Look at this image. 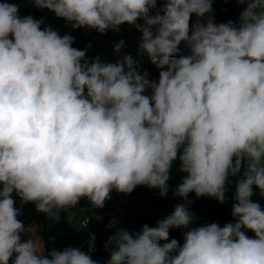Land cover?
<instances>
[{
    "label": "clouds",
    "instance_id": "1",
    "mask_svg": "<svg viewBox=\"0 0 264 264\" xmlns=\"http://www.w3.org/2000/svg\"><path fill=\"white\" fill-rule=\"evenodd\" d=\"M28 2L73 29L134 25L139 49L160 71L149 81L131 55L89 61L71 35L42 30L17 4L0 2V264H98L94 236L87 253L45 255L34 228L17 219L13 193L49 218L82 198L103 208L113 189L142 185L164 197L177 160L186 175L174 195L185 201L194 192L223 203L229 177H238L236 222L189 227L193 214L177 204L155 227L117 230L106 264H264V209L251 199L253 187L264 197V0H236L246 5L238 24L199 22L212 0H161L163 15H149L157 0ZM182 42L190 54L180 53ZM174 228L187 229L182 246L169 241ZM25 232L32 238L22 241Z\"/></svg>",
    "mask_w": 264,
    "mask_h": 264
},
{
    "label": "trees",
    "instance_id": "2",
    "mask_svg": "<svg viewBox=\"0 0 264 264\" xmlns=\"http://www.w3.org/2000/svg\"><path fill=\"white\" fill-rule=\"evenodd\" d=\"M30 2H23L19 4V15L23 17L27 11ZM246 7V5H240L236 3V0H212V9L213 11L209 13L217 24L226 23L229 20L239 23V14ZM33 18L41 21V29L45 27H51L55 31L59 28L69 24L62 18L56 17L55 13L48 9H41L37 11ZM95 33L94 29L89 28H77L73 29L71 27L69 35L74 37L73 47L83 50L84 46L88 40ZM148 67L150 69L151 75L154 77V80H158L159 71L155 69V66L149 61ZM179 166V161L173 163L172 168L170 169V179L167 182L169 191L166 196L161 197L159 189L149 188L147 186L138 185L130 193L139 198L143 199H153L162 205L169 207L172 212L174 206L177 204H185L189 212L193 214V220L189 227H199L201 225H207L211 223H217L223 227L227 223H235V218L231 215L233 204L236 203L234 200L235 193V183L238 177H229L230 183L227 185L226 199L225 202L220 203L214 197H196L195 193H189L188 200L185 201L183 198L175 196L174 192L176 190L175 178L176 172ZM243 171V169H242ZM242 175V172H241ZM254 195L251 197L253 202H257V196L260 193L258 188L253 187ZM190 201V203H189ZM35 212L38 214L39 218L43 222V216L36 211V207L33 205ZM137 224L132 229L131 233L139 232L143 225L147 224L149 227H155L158 220L150 219H136ZM54 227V226H53ZM45 229V225H44ZM187 231L185 228H174L170 229L169 241L171 239H176L179 244L182 246L184 243V233ZM246 235L250 233V230H245ZM115 233V228L111 224L102 223L100 225H93L88 229H80L78 232L73 234H66L64 237H55V249L57 251H62L65 248L73 247L79 248L82 251L89 252L88 244L91 236L95 237L93 242V251L90 254H96L100 252V245L104 242H107L109 237ZM167 241H161L160 243H166Z\"/></svg>",
    "mask_w": 264,
    "mask_h": 264
},
{
    "label": "crops",
    "instance_id": "3",
    "mask_svg": "<svg viewBox=\"0 0 264 264\" xmlns=\"http://www.w3.org/2000/svg\"><path fill=\"white\" fill-rule=\"evenodd\" d=\"M0 2H4V0H0ZM9 3L13 4H21L23 2H28V0H7ZM163 8V3L161 0H157V6L155 9H151L149 15H155L157 12L159 14L161 13V9ZM209 19H212L216 24L217 22L215 19L209 15L206 14L204 17L199 18V22L206 23ZM198 22V18L195 14H193L190 18V28L192 25ZM138 24L143 25L144 21L142 19H139L137 21ZM71 30V24H67L57 30V32L63 36L65 34H69ZM152 31L155 33V27L152 29ZM142 33L134 26L129 25L127 23L122 24L119 27L118 31L114 30H107L105 33L101 34L98 31L95 30V33L93 36L88 40L86 45L84 46L83 50L86 52V59L91 61L95 59L97 56L101 58V60L105 63L111 62L116 63L118 60L122 59L125 55H131L135 61H137L138 70L141 72V74L145 73V69L147 67L148 63V57L141 52L139 49V44L141 42ZM121 40L124 41V46L121 48L119 52H116L114 50V45L119 43ZM180 53L183 55L190 54V50L184 44L183 42L179 46ZM155 66V65H154ZM156 67V66H155ZM157 70H160L156 67ZM149 81H153L149 79ZM158 81V80H157ZM145 94L151 95V90H147ZM257 202L261 205V208L264 209V197H261L260 193L257 196ZM106 203L104 204L105 207ZM103 208H94L89 201L86 198H82L78 204L73 208H68L66 210H61L59 212L58 217L51 218L52 223L56 222V227H62L64 228L65 225H62L64 221L61 223L62 216H68V219L70 220L73 216H77L79 220L86 214L92 211H99L103 210ZM28 208V206H27ZM28 210L31 213H36L34 208ZM25 209L23 208L21 210V215L25 214ZM55 219V220H54ZM26 228L32 227L35 230V235L38 237L41 241L44 242V248L45 252L44 254L47 255L48 253V246H47V239H46V233L44 229L43 222L39 218L38 214H35L31 219H29L26 222H23ZM64 226V227H63ZM80 226V224H79ZM66 229V227L64 228ZM81 229V228H80ZM66 232V231H65ZM78 232V231H77ZM76 233V232H75ZM67 234V232H66ZM29 238H32V234L29 232H25L21 234V240H27ZM14 259V257H13ZM11 264V260L9 262Z\"/></svg>",
    "mask_w": 264,
    "mask_h": 264
},
{
    "label": "rangeland",
    "instance_id": "4",
    "mask_svg": "<svg viewBox=\"0 0 264 264\" xmlns=\"http://www.w3.org/2000/svg\"><path fill=\"white\" fill-rule=\"evenodd\" d=\"M113 193L116 196L125 198L126 200V203L124 204L125 208L136 219L162 220L172 213V210L169 207L162 205L156 200H153V199L147 200V199H143V198H139L134 195H131L130 193L125 194V193L118 192L116 190H114ZM13 199L15 200V207L22 210L24 207L20 201V197L17 196L15 193H13ZM27 206L29 209H33L32 203H27ZM97 212L100 213V218L96 221V225H100L104 222L107 224H112L113 218L110 216L109 212H106L104 209L99 210ZM61 219H62L61 223L64 221L62 225H65L66 227L65 231L67 232V234L70 235L80 230V226H79L80 220L77 216H73L69 220L68 216L66 215V216H62ZM56 225L57 224L54 221L53 226L56 227ZM249 234L255 235L251 231ZM90 255L93 260L98 262V264H106V262L110 258V254H104L101 249L99 253L90 254Z\"/></svg>",
    "mask_w": 264,
    "mask_h": 264
},
{
    "label": "built area",
    "instance_id": "5",
    "mask_svg": "<svg viewBox=\"0 0 264 264\" xmlns=\"http://www.w3.org/2000/svg\"><path fill=\"white\" fill-rule=\"evenodd\" d=\"M160 15H163V12L161 11ZM149 59H148V63H147V67L145 69V73H147V78L154 80V77L151 75L150 73V69L148 67L149 64ZM186 175L185 173H182L179 171V166L176 172V178H175V186L177 188V186L182 182V178L183 176ZM114 190L113 189L110 192V198L106 200V205L104 207V210L106 212L110 213V216L113 218V222L112 225L115 228V232L119 229H126L127 231H129V233L132 232V229L136 226L137 224V220L136 218H134L125 208L124 204L126 203L125 198L120 197V196H116L114 195ZM21 201V199H20ZM24 209H25V214L24 215H19L17 217L18 220L22 221V222H26L29 219H31L33 216H35V214L37 213H31L28 208H27V203H23L21 201ZM100 218V213L97 211H92L86 215H84L81 219H80V228L81 229H88L93 225H96V221ZM88 221L87 225L85 226V221ZM249 237L254 238V235L248 234ZM107 242H104L100 245V249L102 250V252L104 254H110L112 248L109 245L108 247H105Z\"/></svg>",
    "mask_w": 264,
    "mask_h": 264
},
{
    "label": "water",
    "instance_id": "6",
    "mask_svg": "<svg viewBox=\"0 0 264 264\" xmlns=\"http://www.w3.org/2000/svg\"><path fill=\"white\" fill-rule=\"evenodd\" d=\"M40 8L34 6L32 3L29 5L27 11L25 12L24 16H32L39 11ZM34 206L35 204L32 203ZM40 213V212H39ZM43 216L44 219V225H45V233H46V239H47V246H48V252L55 249V237H64L66 235L65 229L60 227H53L52 219L49 218L48 214L40 213ZM56 250V249H55Z\"/></svg>",
    "mask_w": 264,
    "mask_h": 264
}]
</instances>
